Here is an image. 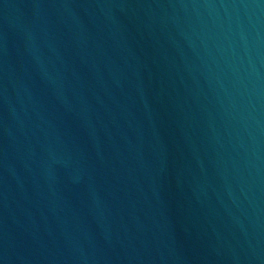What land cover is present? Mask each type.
<instances>
[{
	"label": "water",
	"instance_id": "95a60500",
	"mask_svg": "<svg viewBox=\"0 0 264 264\" xmlns=\"http://www.w3.org/2000/svg\"><path fill=\"white\" fill-rule=\"evenodd\" d=\"M0 264H264V0H0Z\"/></svg>",
	"mask_w": 264,
	"mask_h": 264
}]
</instances>
